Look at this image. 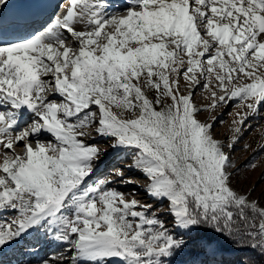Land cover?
I'll return each mask as SVG.
<instances>
[{"label": "snow or ice", "instance_id": "1", "mask_svg": "<svg viewBox=\"0 0 264 264\" xmlns=\"http://www.w3.org/2000/svg\"><path fill=\"white\" fill-rule=\"evenodd\" d=\"M67 4L0 0V264H243L223 257L249 249L264 258V207L232 187L228 151L264 110V0ZM200 86L210 104L194 103ZM232 102L245 111L225 144L217 117L198 116ZM97 137L168 201L171 228L160 209L111 187L135 183L124 169L89 183L110 154L89 142ZM53 242L71 256H42Z\"/></svg>", "mask_w": 264, "mask_h": 264}, {"label": "rangeland", "instance_id": "2", "mask_svg": "<svg viewBox=\"0 0 264 264\" xmlns=\"http://www.w3.org/2000/svg\"><path fill=\"white\" fill-rule=\"evenodd\" d=\"M60 2L64 4V8L68 7L67 0H60ZM56 11L57 14L61 16L64 14L63 9L61 8H57ZM76 28L77 30H84L83 25H76ZM180 88L181 92L184 94H187L189 91V85L184 80H181ZM146 94L150 99L153 101L155 100V91L146 90ZM220 94L223 95V93ZM55 98L57 101L61 99L58 96ZM193 100L198 106L210 104V93L200 86L194 94ZM243 111H245V109L236 106V103L232 102L227 106L218 107L214 112H202L199 114L198 118L201 121H206L210 116L217 117L213 127V136L215 139L227 144L233 136L232 129L235 127L233 121L237 119V113H242ZM245 123L250 124L251 127H246L243 130L239 141L235 144L234 149L228 150L230 152L231 160L235 165V167L231 169L234 173L232 187L238 193L247 195L249 200H258L260 206L264 207V110L261 111L258 117H250ZM89 142L98 144L101 148L110 153L104 157L103 163L99 165L98 171L89 183H92L97 179H103L105 176L114 172L116 168L124 169L125 177L131 178L135 183H121L119 178H114L115 182L111 187L125 193V198L128 200L134 198L139 201L141 205L150 204L153 206V211L160 209V212L158 213L160 218L165 220L166 226L171 228L173 217L168 212V201L164 200L161 202L148 195L145 191V188L149 183L147 177L135 169L128 168V165L133 162L131 157H125L123 153L113 152L109 147V141L103 138L97 137L96 140ZM252 164H255L256 167H251ZM12 215L11 212L3 213V216L9 219ZM50 245H52V243ZM224 245L228 246L227 241L224 242ZM66 247L68 246L60 245L59 252L45 249L41 255L50 257L61 252L65 254L64 256H71V253L66 251ZM54 248L55 247L52 246L51 249ZM64 264H70V261L65 260Z\"/></svg>", "mask_w": 264, "mask_h": 264}, {"label": "trees", "instance_id": "3", "mask_svg": "<svg viewBox=\"0 0 264 264\" xmlns=\"http://www.w3.org/2000/svg\"><path fill=\"white\" fill-rule=\"evenodd\" d=\"M225 241H221L223 246L227 248L228 246L224 245ZM225 260H236L239 259L243 264H264V258H261L260 255L253 250H246L243 252H228L223 257Z\"/></svg>", "mask_w": 264, "mask_h": 264}, {"label": "bare ground", "instance_id": "4", "mask_svg": "<svg viewBox=\"0 0 264 264\" xmlns=\"http://www.w3.org/2000/svg\"><path fill=\"white\" fill-rule=\"evenodd\" d=\"M54 3H55V0H54ZM60 245H62V244H58V243L53 242L52 245H49V247L47 246L45 249H46V250H48V249H50V250H55L56 252H59V251H60V249H59V246H60ZM52 246L55 247V248H54V249H51ZM55 251H54V252H55ZM60 253H61V252H60ZM57 254H58V253H57ZM64 255H65V254H64Z\"/></svg>", "mask_w": 264, "mask_h": 264}]
</instances>
